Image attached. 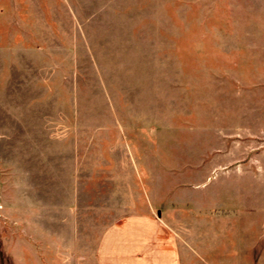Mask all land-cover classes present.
Here are the masks:
<instances>
[{
    "label": "rangeland",
    "instance_id": "1",
    "mask_svg": "<svg viewBox=\"0 0 264 264\" xmlns=\"http://www.w3.org/2000/svg\"><path fill=\"white\" fill-rule=\"evenodd\" d=\"M148 206L263 264L264 0H0V264H98Z\"/></svg>",
    "mask_w": 264,
    "mask_h": 264
},
{
    "label": "crops",
    "instance_id": "2",
    "mask_svg": "<svg viewBox=\"0 0 264 264\" xmlns=\"http://www.w3.org/2000/svg\"><path fill=\"white\" fill-rule=\"evenodd\" d=\"M177 203L190 212V200ZM177 210L175 208L174 213ZM167 211L148 206L143 212H125L118 217L111 215L110 224L104 228L97 243L98 264H228L222 251L200 254L193 248L190 217L185 221ZM210 218L220 223L227 216L211 215ZM255 255L264 264V257L259 252ZM231 257L236 264L243 259L236 254Z\"/></svg>",
    "mask_w": 264,
    "mask_h": 264
}]
</instances>
